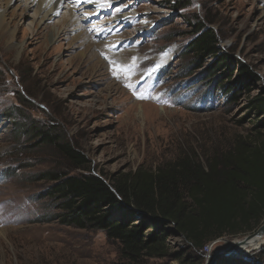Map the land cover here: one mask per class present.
Returning a JSON list of instances; mask_svg holds the SVG:
<instances>
[{
  "label": "rangeland",
  "instance_id": "rangeland-1",
  "mask_svg": "<svg viewBox=\"0 0 264 264\" xmlns=\"http://www.w3.org/2000/svg\"><path fill=\"white\" fill-rule=\"evenodd\" d=\"M20 1L8 6L3 23L6 28L10 21L8 32L0 27V264L121 263L118 244L103 232L77 229L57 219L59 211L45 196L52 182L42 177L58 170L79 171L55 148L19 136L17 122L56 127L55 133L88 159L92 173L108 178L143 165L155 168L185 148L209 151L236 134L246 136L254 124L248 117L250 98L231 105L218 84L210 89L214 82L206 79L217 68L211 59L188 75L194 63L201 62L188 49L198 23L213 29L222 55L232 56L235 64L243 62L259 77L252 96L264 92V0H81L80 10L86 7L87 12L78 11L83 23L56 39L54 30L50 33L53 21L40 30L31 22L28 3ZM100 6L103 11L96 17ZM120 15L126 18L118 23ZM89 19L90 24L100 23L93 31ZM80 30L82 37L74 40ZM91 38L103 41L108 54H100ZM82 39L93 45L88 60L81 53ZM134 61L131 79L127 73H120V79L113 75V67L119 71ZM235 71L217 73L227 83L229 76L234 80ZM127 83H137L140 93L151 98H137ZM10 111L13 119L3 114ZM173 227L168 244L179 260L152 259L147 264H211L216 254L255 232L223 237L201 252ZM260 247L264 249V243ZM244 249L249 257L226 256L217 264H246L264 251Z\"/></svg>",
  "mask_w": 264,
  "mask_h": 264
},
{
  "label": "trees",
  "instance_id": "trees-1",
  "mask_svg": "<svg viewBox=\"0 0 264 264\" xmlns=\"http://www.w3.org/2000/svg\"><path fill=\"white\" fill-rule=\"evenodd\" d=\"M195 28L188 54L201 62L194 63L197 66L188 75L202 69V61L211 59L217 68L206 79L214 82L209 84L210 89L218 84L231 105L250 98L248 117L254 124L246 136L236 134L226 145L209 151L185 148L155 168L143 165L135 172L108 178L92 173L88 159L56 134V127L39 128L34 121L16 124L19 136L55 148L73 170L79 171L72 174L58 170L49 178L42 177L52 182L45 196L59 211L56 217L61 223L103 232L108 240L116 242L122 260L118 264H147L152 259L174 257L179 260L168 244L171 226L203 252L211 242L254 232L264 223V92L252 96V85L259 77L243 62L235 64L232 56L222 55L220 39L213 29L202 23ZM234 68L235 78L229 76L227 83L217 73L227 69L223 73L227 76ZM3 114L13 119L15 113ZM245 263L264 264V251Z\"/></svg>",
  "mask_w": 264,
  "mask_h": 264
},
{
  "label": "bare ground",
  "instance_id": "bare-ground-1",
  "mask_svg": "<svg viewBox=\"0 0 264 264\" xmlns=\"http://www.w3.org/2000/svg\"><path fill=\"white\" fill-rule=\"evenodd\" d=\"M15 0H2L1 1V8L0 9V27H3V23L6 24V19H7V9L10 3ZM25 1L29 5L30 11L33 13L32 14V20L33 24L37 25L38 28L40 27L44 29V24L47 22H52L54 23V26L50 28V33L53 31V36L56 38L61 37V34L63 36L68 32L70 27H73L75 24L77 26L80 25V23H83V14H86L87 12H83L82 15L78 14V10L75 6L71 5L70 3L67 4L66 0H63L61 3V0H21L20 2ZM90 13V12H89ZM6 18V19H4ZM9 25L8 27L4 28V32H8V28L10 27V21L8 22ZM99 23L96 25L98 26ZM63 28V29H62ZM89 30H91L89 28ZM81 30L78 36L74 38V40H78L79 38L82 37ZM8 36V34H7ZM118 37V36H117ZM11 40L13 41L15 38V33H11L10 36ZM10 41V40H9ZM85 39H82L84 49L81 51V53H85L84 55L86 56L87 60L90 59L89 57L93 56L94 51L92 49L93 45L90 44H85ZM91 42H94L98 45L99 53L102 55L108 54L109 48L103 41H93L91 38ZM116 54V53H115ZM115 56V55H114ZM97 61L103 65L102 61L100 60L99 57H96ZM111 59V58H110ZM264 243V240H256V241H251L249 245H245L247 248H251L254 250H260L263 247H260V244ZM259 243V244H258ZM257 244L259 245V248L256 247L254 248V245ZM231 246V251L229 253L230 256L237 255V252H241L238 249H234L235 245L234 243ZM245 251V249H243Z\"/></svg>",
  "mask_w": 264,
  "mask_h": 264
},
{
  "label": "water",
  "instance_id": "water-1",
  "mask_svg": "<svg viewBox=\"0 0 264 264\" xmlns=\"http://www.w3.org/2000/svg\"><path fill=\"white\" fill-rule=\"evenodd\" d=\"M264 239V224L258 229L256 230L254 233H252L251 235L247 236L245 239H243L242 241H238V242H235L234 245H235V248L234 249H238L240 250L241 252H237V255H233V256H237L238 259H241L242 255H245V258L246 257H249L246 254L242 253L245 248V245H249L251 241H256V240H262ZM261 250V249H260ZM264 250V249H262ZM231 251V246L229 248H227L224 253L222 254H216L211 262V264H217L218 261H221V259L223 257H226V256H229V253ZM244 258V257H242Z\"/></svg>",
  "mask_w": 264,
  "mask_h": 264
},
{
  "label": "snow or ice",
  "instance_id": "snow-or-ice-1",
  "mask_svg": "<svg viewBox=\"0 0 264 264\" xmlns=\"http://www.w3.org/2000/svg\"><path fill=\"white\" fill-rule=\"evenodd\" d=\"M62 2H63V0H61V3ZM103 2H106V0H103ZM105 58L107 59V57H105ZM109 63H110V65L116 64L115 61H109ZM135 67H137V65L135 64V61L133 62V64L131 66H128V65L122 66L119 69V71H117V69L115 67H113V69H112L113 75L116 76L117 79H120L121 78L120 73H127L128 78L131 79V76L134 74L133 69ZM125 86L129 87L133 91V94L136 95L137 98H139V99L151 98L150 96H145L143 93H140L139 88L137 87V83H127Z\"/></svg>",
  "mask_w": 264,
  "mask_h": 264
},
{
  "label": "clouds",
  "instance_id": "clouds-1",
  "mask_svg": "<svg viewBox=\"0 0 264 264\" xmlns=\"http://www.w3.org/2000/svg\"><path fill=\"white\" fill-rule=\"evenodd\" d=\"M67 2V1H66ZM67 4H68V2H67ZM77 10L79 11V9L77 8ZM153 33V32H152ZM200 108H202L201 106H200ZM202 109H205V108H202ZM200 110V109H199Z\"/></svg>",
  "mask_w": 264,
  "mask_h": 264
},
{
  "label": "built area",
  "instance_id": "built-area-1",
  "mask_svg": "<svg viewBox=\"0 0 264 264\" xmlns=\"http://www.w3.org/2000/svg\"><path fill=\"white\" fill-rule=\"evenodd\" d=\"M208 246V245H207Z\"/></svg>",
  "mask_w": 264,
  "mask_h": 264
}]
</instances>
